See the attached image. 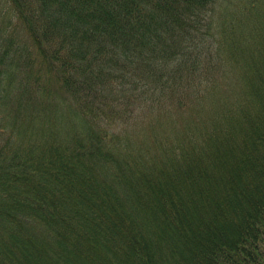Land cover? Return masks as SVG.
<instances>
[{
    "label": "trees",
    "instance_id": "1",
    "mask_svg": "<svg viewBox=\"0 0 264 264\" xmlns=\"http://www.w3.org/2000/svg\"><path fill=\"white\" fill-rule=\"evenodd\" d=\"M257 1L1 0L0 264H264Z\"/></svg>",
    "mask_w": 264,
    "mask_h": 264
},
{
    "label": "rangeland",
    "instance_id": "2",
    "mask_svg": "<svg viewBox=\"0 0 264 264\" xmlns=\"http://www.w3.org/2000/svg\"><path fill=\"white\" fill-rule=\"evenodd\" d=\"M226 2H228V1H226ZM225 2V3H226ZM225 5V4H224ZM226 7H229L227 4L225 5ZM2 7H1V0H0V24H6L7 23V16H5V12H4V10L3 9H1ZM225 8V7H224ZM260 10H261V12H260ZM223 13V14H222ZM254 13H262V18H260V19H258L257 18V16H255L254 17V19H255V22H254V24L252 25V27H253V29H254V32L256 31V27H257V25L255 24L256 22H259V23H261V21H263V19H264V0H258L257 1V6L255 7V9L252 11V13L251 14H254ZM9 18L11 19V16H9ZM215 18H216V24H217V27H218V29H219V31H220V34H219V37H220V39H222V40H227V36H228V32H229V29L231 28V26L230 25H228V23H229V21H228V18H227V15H226V13H225V11L223 10V12H219L218 14H216V16H215ZM258 19V20H257ZM12 23H13V20H12ZM11 28V27H10ZM10 28H8V30H10ZM139 111H141L142 112V116L140 117V118H137V119H132V120H128V122L130 121V123L127 125L126 124V126H127V128L129 129V128H133V127H136L137 125L139 126L140 125V123L141 122H144V120H141V118L143 117V116H146L147 114L145 113V112H143L144 111V106L143 107H141L140 109H139ZM194 112H193V114H195L196 112V114H197V116L198 117H201L202 115H204V114H209V113H211L213 110H210V109H208L207 108V106L206 105H204V104H200V105H198L197 107H196V109L195 110H193ZM127 122V123H128ZM166 132L167 133H169V134H171L175 139H177V137L173 134V132L167 127L166 128ZM189 134H194L193 132H191V131H188V130H184V129H182L181 130V135L182 136H187V135H189ZM203 136H204V134H203ZM202 140L204 141V142H210V139L207 137V136H204L203 138H202ZM193 145V144H192ZM201 148H203L202 147V145H201ZM201 151H203V150H201ZM200 156H201V154H200ZM170 157V155H168V154H164L163 156H162V159H164L165 160V162H167V160H168V158ZM202 158H204V157H202ZM201 159V158H200ZM197 162H198V160H195L189 167L191 168V169H193L195 166H196V164H197ZM173 164H175V165H177V166H182L181 165V162L179 163V162H176L175 160L172 162ZM160 175L162 176L163 175V173H160Z\"/></svg>",
    "mask_w": 264,
    "mask_h": 264
}]
</instances>
